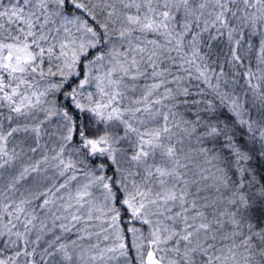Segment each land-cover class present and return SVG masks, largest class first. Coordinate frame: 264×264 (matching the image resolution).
Masks as SVG:
<instances>
[{"label":"snow or ice","instance_id":"obj_1","mask_svg":"<svg viewBox=\"0 0 264 264\" xmlns=\"http://www.w3.org/2000/svg\"><path fill=\"white\" fill-rule=\"evenodd\" d=\"M0 264H264V0H0Z\"/></svg>","mask_w":264,"mask_h":264}]
</instances>
